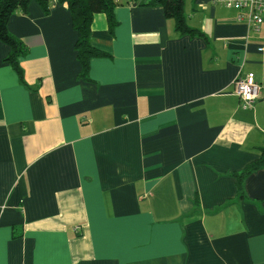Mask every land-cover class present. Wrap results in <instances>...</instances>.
<instances>
[{"label": "crops", "instance_id": "crops-1", "mask_svg": "<svg viewBox=\"0 0 264 264\" xmlns=\"http://www.w3.org/2000/svg\"><path fill=\"white\" fill-rule=\"evenodd\" d=\"M152 0H120L81 78L67 3L33 1L0 42V264H264V27L185 0L181 35ZM261 86L251 110L234 80Z\"/></svg>", "mask_w": 264, "mask_h": 264}, {"label": "trees", "instance_id": "trees-1", "mask_svg": "<svg viewBox=\"0 0 264 264\" xmlns=\"http://www.w3.org/2000/svg\"><path fill=\"white\" fill-rule=\"evenodd\" d=\"M37 2L44 13L50 12L54 0H0V42L7 44L11 52L6 58L21 79L23 71L19 60L27 53L25 44L9 32V21L13 14L21 10L27 13L31 2ZM60 3H67L71 12L73 27L78 33L76 43L77 57L81 64V78H88L90 62L94 58L105 56V54L94 48L91 43V27L94 16L104 13L108 17L111 29L116 25L114 10L121 4L120 0H58ZM149 3H156L163 7L164 15L167 19L175 21V29L181 35H202L199 30L190 27L185 18V0H152ZM264 169V148L261 149V157L251 163L241 173L236 175L239 187L243 180L254 172Z\"/></svg>", "mask_w": 264, "mask_h": 264}, {"label": "built area", "instance_id": "built-area-1", "mask_svg": "<svg viewBox=\"0 0 264 264\" xmlns=\"http://www.w3.org/2000/svg\"><path fill=\"white\" fill-rule=\"evenodd\" d=\"M215 6L238 11L237 21L247 24L252 32H259L264 27V0H211ZM263 52L264 48H259ZM234 94L239 98L245 110L254 108L260 99L261 86L253 75L240 74L233 83Z\"/></svg>", "mask_w": 264, "mask_h": 264}]
</instances>
